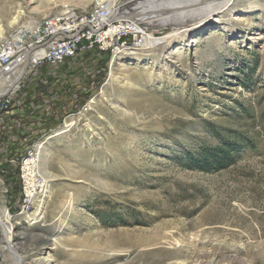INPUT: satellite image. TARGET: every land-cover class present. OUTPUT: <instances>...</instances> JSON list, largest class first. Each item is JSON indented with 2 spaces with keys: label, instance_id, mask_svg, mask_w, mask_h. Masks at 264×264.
I'll use <instances>...</instances> for the list:
<instances>
[{
  "label": "rangeland",
  "instance_id": "rangeland-1",
  "mask_svg": "<svg viewBox=\"0 0 264 264\" xmlns=\"http://www.w3.org/2000/svg\"><path fill=\"white\" fill-rule=\"evenodd\" d=\"M27 1L0 0L3 25L25 7L3 37L106 0H53L46 12L43 0L33 10L39 1ZM166 9L138 21L167 38ZM182 37L133 57L83 51L23 75L18 114L2 116L11 95L0 109V206L12 216L11 251L0 225V264H12V251L29 260L45 246L52 264H264V0H236L219 21L190 25ZM79 84L85 101L68 112ZM220 144L231 161L194 166L203 148ZM31 157L34 175L53 181L38 220L25 223ZM33 183L38 191L42 182Z\"/></svg>",
  "mask_w": 264,
  "mask_h": 264
},
{
  "label": "bare ground",
  "instance_id": "bare-ground-1",
  "mask_svg": "<svg viewBox=\"0 0 264 264\" xmlns=\"http://www.w3.org/2000/svg\"><path fill=\"white\" fill-rule=\"evenodd\" d=\"M36 1H39V4L37 2V5H33L32 10L42 3V0H29L28 4H32ZM110 1V0H106ZM122 1H125L128 5V13L131 15L130 17L137 21L140 25H145L146 22L138 21V18L141 19L148 16V12H150L153 9L157 7V9H163L165 6L166 9L164 12L167 13V23L170 26H173V32L172 34L168 35L167 38L164 37H154L153 35L147 33V35L144 38V41L140 43V45H134L130 46V50L126 52L125 49H116L111 54L112 56H115L116 54H120L121 57H133L138 56L141 51L135 52V49L141 48L142 50L151 49L155 46L161 45V47H177L179 45H182L184 43V39L182 37V33L186 28H190V25L192 29L198 28L202 24H204L205 19H214L215 21H219L221 14L236 0H113V2L116 5H121ZM238 1V0H237ZM55 1L53 0H43V7L44 9L42 11L46 12V9L49 4L53 3ZM249 4L253 3V0H248ZM181 3V4H179ZM164 4V5H162ZM161 5V6H160ZM100 6L90 10V11H83L78 9H72L68 12H60L61 18H68L71 13H77V14H85V13H91L92 11H96L99 9ZM159 7V8H158ZM22 7L20 4H18L17 10H13L12 14H10L9 19L7 21V24L5 23L0 24V54L1 52L6 48V42H11V36L15 35V32L18 31V28L20 27V35H28V34H34V33H40V27L42 29H51V27L55 26L57 24V15L59 13H53L52 15L43 16L35 20L34 22L40 23V26L37 24H30V25H18L14 30H12L10 33L7 34V36H4L2 38V34L4 31V26L9 27L11 25H14L17 23L18 19L20 18L21 14L23 13V10H21ZM11 11V8L8 9ZM179 11L176 19H172L169 16H172L173 13ZM144 13V14H143ZM137 16V18L135 17ZM137 19V20H136ZM240 22L246 23L244 18L239 19ZM32 23V22H31ZM150 27H157L158 24H148ZM164 25V24H160ZM104 27H114V19H104ZM64 28H73V21H64ZM184 29V30H183ZM181 30V31H180ZM182 32V33H181ZM196 37V36H195ZM192 36V41H194V38ZM49 46H60V39L58 38H49ZM87 49H97V42L96 41H89L87 42ZM138 53V54H137ZM40 53H32L29 60L30 61H36ZM116 55L115 57H117ZM135 58V57H134ZM32 68H27L23 73L20 67L15 68L11 73L4 75L5 79V85L7 88L13 84V82L16 80L18 76H20V79L23 77V75L26 72H29ZM111 72V70H110ZM18 81V82H19ZM18 82L16 85H14V92L16 88H18ZM1 89V88H0ZM4 89H1L0 94L4 91ZM11 94H7L6 97L10 96ZM6 97L0 98V109L3 106V101H7ZM4 99V100H2ZM8 99V98H7ZM73 122H65L64 126H70ZM41 146L40 143L36 144V153L38 151V148ZM38 155V154H36ZM34 158H29L24 163V170H25V176L27 178V190L24 192V203L26 205H31L33 203V210L31 213L27 214L25 217L26 220L25 223H33L38 220L40 215L42 214L43 204L48 197L50 193V186L53 179L51 178V175H43L41 176L42 182L39 186V190L37 191V188H34V183L31 182L33 179L32 172L36 173V164ZM32 178V179H31ZM26 180V179H25ZM37 185V184H36ZM30 190H33L31 195L28 196L30 193ZM37 194V195H36ZM28 197V198H27ZM23 203V202H22ZM12 216L9 214L6 207L0 206V225L2 227V231L5 237V240L7 241V248L10 250V232H11V225L10 220ZM16 220V223L18 222V217L14 218ZM10 225V226H8ZM52 247L45 246L39 249L37 253L33 257H30L29 260H25L24 256L12 251L11 258H12V264H52V257L50 254V250ZM11 251V250H10ZM3 252L0 250V253Z\"/></svg>",
  "mask_w": 264,
  "mask_h": 264
},
{
  "label": "built area",
  "instance_id": "built-area-1",
  "mask_svg": "<svg viewBox=\"0 0 264 264\" xmlns=\"http://www.w3.org/2000/svg\"><path fill=\"white\" fill-rule=\"evenodd\" d=\"M130 16L126 2L122 1L121 5H116L110 0L103 1L99 9L91 13H71L68 18H61L59 13L57 24L51 29L40 27V33L20 35L19 27L15 35L11 36V42H6V48L0 54V84L5 83V79L2 80L1 77L18 67L22 70L26 65L27 68L34 69L42 64L60 66L83 51L98 50L109 52L111 55L116 49L128 51L130 46L140 45L149 29ZM104 19H114V27H104ZM64 21H73V28H64ZM31 24L40 26V23L34 21ZM49 38L60 39V46H49ZM89 41H96L97 49H87ZM32 53H40L36 61L29 60ZM2 86L6 91L7 87ZM13 93L14 87L8 94ZM20 169L22 175V166ZM32 178L33 182H40L34 172ZM32 191L30 190L28 196Z\"/></svg>",
  "mask_w": 264,
  "mask_h": 264
},
{
  "label": "trees",
  "instance_id": "trees-1",
  "mask_svg": "<svg viewBox=\"0 0 264 264\" xmlns=\"http://www.w3.org/2000/svg\"><path fill=\"white\" fill-rule=\"evenodd\" d=\"M235 148L232 147L233 150ZM200 153L201 157L199 159H193L192 161H194L193 163L196 168L204 171L220 168L227 162L231 161V152L227 147V144H220L213 148H203Z\"/></svg>",
  "mask_w": 264,
  "mask_h": 264
},
{
  "label": "crops",
  "instance_id": "crops-1",
  "mask_svg": "<svg viewBox=\"0 0 264 264\" xmlns=\"http://www.w3.org/2000/svg\"><path fill=\"white\" fill-rule=\"evenodd\" d=\"M80 87L81 86L79 84V86H78L79 91L77 93L74 92V95H73V101L72 102L75 103V105H74L75 107H71V108L67 109L68 112H72L74 109L76 110V108L81 104V99H83L85 101V97L86 96H84V95L81 96ZM18 98H20V92H19V89L17 88L15 90V92L11 95L13 108L11 110H9L8 112L3 113L2 116L4 114H18ZM71 105H72V103H71ZM52 114H59V113L57 112V113H52ZM2 116L0 117V120L2 119ZM4 118L7 119V116H5ZM51 118H52V120H55L53 123H55L57 121V119H58V117H55V116H51ZM30 121H31V119H30ZM31 122H33V121H31ZM30 124H32V123H30Z\"/></svg>",
  "mask_w": 264,
  "mask_h": 264
},
{
  "label": "water",
  "instance_id": "water-1",
  "mask_svg": "<svg viewBox=\"0 0 264 264\" xmlns=\"http://www.w3.org/2000/svg\"><path fill=\"white\" fill-rule=\"evenodd\" d=\"M26 69H27V65L24 66V68H23V70H22V73H23ZM20 76H21V74H20ZM20 76H18V77L16 78V80L13 82V84H12L11 86H9L5 92H3V93L0 94V98H2V97H6V96H7L8 92H9V91L12 89V87H13L14 85H16V83L19 81Z\"/></svg>",
  "mask_w": 264,
  "mask_h": 264
}]
</instances>
